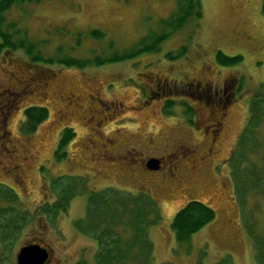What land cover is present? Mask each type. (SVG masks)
Returning a JSON list of instances; mask_svg holds the SVG:
<instances>
[{"label": "rangeland", "instance_id": "obj_1", "mask_svg": "<svg viewBox=\"0 0 264 264\" xmlns=\"http://www.w3.org/2000/svg\"><path fill=\"white\" fill-rule=\"evenodd\" d=\"M262 2L200 0L201 19L170 35L158 52L99 66L31 63L21 50L2 51L0 94L11 96L8 106L0 99V119L6 118V133L0 130V264H16L20 247L34 243L48 250L46 264H95L99 247L90 235L105 230L103 220L94 217L89 235L75 223L86 216L88 196L106 189L145 192L157 202L161 220L149 231L152 264H216L228 257L232 264H257L250 233L264 241V183L255 191L236 190L247 172L233 173L228 160L247 122L249 100L264 82ZM175 10V0H41L14 5L5 17L17 21L45 59L92 60L129 51L148 32L168 30L160 21ZM92 30L103 37H90ZM181 47L184 55L166 58ZM217 51L242 61L220 66ZM37 80L45 83L43 95ZM224 81L234 101L224 110L217 148L205 157V103L188 93L201 85L217 91ZM111 103L122 106L116 110ZM33 107L48 115L26 133L24 112ZM66 129L72 137L65 157L57 159ZM167 155L158 172L144 168L146 157ZM169 161L170 168L177 166L174 174ZM3 186L17 195L15 202L2 195ZM60 194L69 196L66 209L48 211ZM190 200L206 203L216 216L188 245L178 246L169 225ZM9 216L12 234L5 229Z\"/></svg>", "mask_w": 264, "mask_h": 264}, {"label": "trees", "instance_id": "obj_2", "mask_svg": "<svg viewBox=\"0 0 264 264\" xmlns=\"http://www.w3.org/2000/svg\"><path fill=\"white\" fill-rule=\"evenodd\" d=\"M41 0H0V53L2 51L21 50L29 57L31 63L59 64L64 67H75L83 69L89 65H102L109 62H118L133 59L146 53H156L160 44L170 35L182 30L189 22L200 20L202 17L200 0H175L176 10L167 19H162L160 24L165 25L168 30L161 29L160 33L148 32L142 36L135 46L124 52H116L107 57L94 59L75 58H43L37 43L28 42L26 33L18 29L17 21L9 22L5 13L14 5L37 4ZM264 13V0L262 2ZM196 26V25H195ZM192 28V26H190ZM12 30V31H11ZM90 37L101 39L103 33L98 30L88 32ZM61 47L56 51L60 53ZM186 52L181 47L175 57L171 53L166 55L167 59H175ZM215 62L220 66H234L242 61V57L227 56L221 51L215 54ZM44 107L28 108L24 112V131L33 132L37 125L47 117ZM69 130L62 132L58 141L57 151L54 157L61 159L65 157L64 147L71 139ZM231 158L228 160L233 167V173L247 172V179L240 183L235 189L245 188L247 192L258 190V186L264 183V82L259 85L258 91L249 100V116L247 122L237 138ZM61 150V151H60ZM60 151V152H59ZM249 185L248 187H246ZM257 186V187H256ZM2 195L11 202L16 201L17 195L6 186ZM57 201L47 210L55 212L64 211L68 204L69 196L60 194ZM15 209V208H14ZM1 211L2 208H0ZM10 212V208L5 210ZM15 211H18L16 209ZM19 212V211H18ZM53 214H55L53 212ZM215 211L206 203L198 200H190L185 203L174 214L170 222V230L178 246L188 245L191 238L199 230L210 224L215 219ZM94 217L101 218V224L105 230L91 233L98 243V254L95 264H152L153 244L150 239V228L157 225L161 220L160 209L152 197L145 192L136 194H125L117 190L106 189L101 192L91 193L88 196V206L84 219L77 221L75 225L80 232L88 234L86 228L91 224ZM14 220L9 216L6 219V231L11 232V224ZM16 229H19L17 226ZM2 229H0L1 231ZM6 236H1L5 239ZM253 240L254 260L257 264H264V241L250 233ZM79 264H87L79 263ZM216 264H232L229 257L219 260Z\"/></svg>", "mask_w": 264, "mask_h": 264}, {"label": "flooded vegetation", "instance_id": "obj_3", "mask_svg": "<svg viewBox=\"0 0 264 264\" xmlns=\"http://www.w3.org/2000/svg\"><path fill=\"white\" fill-rule=\"evenodd\" d=\"M28 80L34 81L35 79L31 78ZM37 81H39V87L42 89L39 92V94H41V95L45 94V91L43 90L45 87V83L44 82L41 83L40 80H37ZM199 85H201V84H199ZM158 86H159L158 83H155L154 87H158ZM193 86H196V85H193ZM230 87H231L230 83H228L227 81H224L221 88L218 89L217 91H211L210 88L205 87V85H201V88H202L201 90L188 93V96L192 100L199 101V102L203 101L205 103V105L204 104L203 105H204L205 111L207 113V118L209 120V123L206 124V126H205L204 134L201 136V137H203V140H202L203 145H207L205 157L210 156L214 152V150L217 148L219 141L221 139V133L223 130V122H224L225 115H226V112L224 110L228 105L231 104L232 101H234L232 99L234 91L232 89H230ZM0 96H1L0 99H2V97H3V99L5 100L4 105L8 106V102L10 101L8 96H11V94L9 92H5V93H1ZM111 105L114 108H116V110H120L119 106H122V104H120V103L119 104L111 103ZM191 112L192 111L190 109V113ZM115 113H112V114L114 115ZM5 119H6L5 117L0 119V130H1V132L3 131L6 133V130H5L6 120ZM190 123H192V122H190ZM178 151L179 150H177V152ZM151 158H155V159L159 160L158 169L161 170L163 168V164H162L163 160L167 159L169 157L167 155L165 157H162V159H161L159 157L148 156L144 159V168H146L145 165H146V162L148 161V159H151ZM168 163H169L168 167H169V170L171 172L170 174H174L175 171L176 172L178 171L176 165H173L172 168H170L172 164H170V161ZM156 172H158V171H156Z\"/></svg>", "mask_w": 264, "mask_h": 264}, {"label": "water", "instance_id": "obj_4", "mask_svg": "<svg viewBox=\"0 0 264 264\" xmlns=\"http://www.w3.org/2000/svg\"><path fill=\"white\" fill-rule=\"evenodd\" d=\"M159 160L155 158L148 159L146 168L150 171L158 170ZM49 259V252L40 244H27L18 250L16 255V264H46Z\"/></svg>", "mask_w": 264, "mask_h": 264}]
</instances>
